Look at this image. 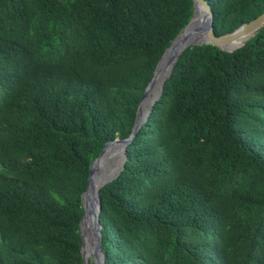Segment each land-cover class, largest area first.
<instances>
[{
    "label": "trees",
    "instance_id": "trees-1",
    "mask_svg": "<svg viewBox=\"0 0 264 264\" xmlns=\"http://www.w3.org/2000/svg\"><path fill=\"white\" fill-rule=\"evenodd\" d=\"M217 35L264 0H206ZM193 0H0V264H84L90 165L130 137ZM100 192L105 264H264V30L185 51Z\"/></svg>",
    "mask_w": 264,
    "mask_h": 264
},
{
    "label": "water",
    "instance_id": "water-1",
    "mask_svg": "<svg viewBox=\"0 0 264 264\" xmlns=\"http://www.w3.org/2000/svg\"><path fill=\"white\" fill-rule=\"evenodd\" d=\"M193 6L190 22L165 50L154 71L140 102L132 134L126 140L116 139L106 144L99 157L90 165L87 188L82 195L84 215L79 225L84 264H105L100 223L102 211L100 192L117 180L125 170L128 161L127 149L147 123L156 103L162 98L165 84L172 76L181 56L191 47L206 45L227 53H235L264 30L263 13L232 33L217 35L214 13L208 1L193 0Z\"/></svg>",
    "mask_w": 264,
    "mask_h": 264
}]
</instances>
